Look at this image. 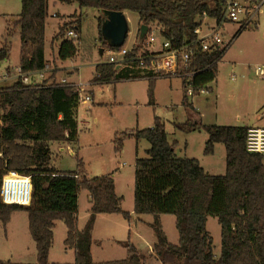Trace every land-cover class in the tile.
Masks as SVG:
<instances>
[{"label": "trees", "instance_id": "obj_1", "mask_svg": "<svg viewBox=\"0 0 264 264\" xmlns=\"http://www.w3.org/2000/svg\"><path fill=\"white\" fill-rule=\"evenodd\" d=\"M76 3L79 9L99 12L97 24L100 40L105 11L133 12L139 25L155 26L160 36L174 46L192 44L193 55L187 72H195L191 80H181L182 106L196 116L174 124L183 132L203 130L207 134L203 154L210 155L214 145L225 149L224 175H209L197 159L178 157L176 141L169 142L164 122L154 117L150 128L125 131L114 137V151L119 153L125 137L145 140L149 148L145 158L135 160L133 212L136 216L151 215L150 227L155 236L152 251L161 264H264V163L258 154L246 150L247 127L202 124L199 114L188 101L186 88L196 92L216 80L217 66L232 41L244 29H239L232 41L218 52H201L193 30L197 19L205 12L219 19L222 0H56ZM21 10L12 28H19V73L9 86H0V185L7 172L30 178L32 187L27 206L3 204L0 199V222L5 225L12 213L27 215L28 231L35 245V264H60L48 261L53 241V227L61 221L66 227V248L74 250L72 264H144L146 257L129 241L122 243L126 257L122 260L95 263L90 247L92 228L98 214H120L121 198L114 190L112 174L87 177L83 163L77 160L74 171H58L50 166V142L74 143L77 140L78 91L72 85L48 83L55 74L40 83L25 84L22 75L45 69L44 30L48 16V0H20ZM81 15V14H80ZM79 22L74 26L79 31ZM135 42L127 58L146 53L143 42ZM63 35V26L52 38ZM125 44V42H124ZM124 44L120 48H124ZM102 49V48H100ZM99 49V50H100ZM10 49L6 39L0 47V62L7 60ZM72 41L62 39L57 49L61 62L76 55ZM136 66V62H132ZM129 69H116L112 64L98 63L90 83L95 85L123 81H147L148 105H154V85L158 78H170L147 72L143 76ZM80 189L89 193L91 207L82 230H78L77 195ZM160 215L175 218L178 243H168L159 221ZM208 217H214L220 227V255L213 254V239L206 230ZM0 264H19L0 261Z\"/></svg>", "mask_w": 264, "mask_h": 264}, {"label": "rangeland", "instance_id": "obj_2", "mask_svg": "<svg viewBox=\"0 0 264 264\" xmlns=\"http://www.w3.org/2000/svg\"><path fill=\"white\" fill-rule=\"evenodd\" d=\"M20 10V0H0V46L6 39L10 49V56L6 65L0 64V77L5 73V66L10 67L12 76L11 79L1 80L2 86L10 85L14 81L13 76L16 74V66L19 63V34L16 32L7 37L5 29L8 26L9 18L19 14ZM53 13H58L56 14L57 18L51 17ZM98 17L99 12L95 9L80 10L76 3L63 4L55 0L49 1L48 18L44 30V51L49 60L48 63H52L54 56L57 55L56 42L65 39L66 33L79 22L80 28L79 31H76V55L63 62V66L68 68L61 70L64 72L60 77L63 76L64 78L69 71L72 73L77 69L69 76L68 81L83 85V90H86L91 97V102L79 105L78 119L80 124L79 129H77V140L74 143H67L62 152L59 151L57 144H53L52 158L57 166L60 163V167L72 169L76 161L81 160L86 172L91 173V175L115 171L118 173V191H122L125 204L128 205L133 203L135 159L136 157H146L145 150L149 148V144L145 140L136 141L133 138L125 137L121 152L115 153L114 137L125 131L149 128L153 125L154 117H158L164 122L165 130L171 137V134L174 135L180 131L174 127V123L185 122L190 118L192 112L186 110L181 104L183 91L179 77L158 78L155 81L154 105L152 106L147 104V81L145 80L118 82L112 84L111 87H108L107 84H93L89 87L88 81L94 73L95 65L105 63L106 60L105 52L102 56L99 55V49L105 50L107 47L100 40ZM124 17L128 27L124 48H131L140 28L138 16L133 12L126 11ZM212 25V21L203 20L202 29ZM60 26H63V35L59 40L52 41ZM151 28H155V26ZM238 28L239 25H228L224 40L229 41ZM263 62L264 13L259 15L256 26L244 29L232 41L218 63L216 80L210 83L211 87L217 90V98L212 93L188 97V101H193L195 109L199 112L202 124L264 126V77H257L254 71L256 66ZM58 71L60 70L57 67L48 66L40 82L52 74H57ZM29 82L33 84L30 79ZM53 82L58 84L60 79L55 77L54 80L50 79L48 83ZM63 84L70 85V83ZM74 88L76 89V87ZM257 117L262 121L258 122ZM195 118L196 116L193 114L192 119ZM199 132L201 135H206L203 130H199ZM199 140L200 137H195V147ZM219 146L223 148L221 144ZM215 160L220 164L222 155L220 156L217 152ZM214 171L219 173L217 175L225 173L218 167ZM170 217L174 218L173 216ZM27 224V215L23 211L12 213L10 220L5 225L0 222V261L21 262L23 264H31L35 261V247L29 235ZM206 230L213 239V254L218 257L220 253V227L216 218H207ZM58 236V231H56L50 261L60 264L68 263L71 261L70 253L66 252L67 249H64L65 245L62 241H58ZM140 249L145 254L143 245ZM146 264L161 263L146 254Z\"/></svg>", "mask_w": 264, "mask_h": 264}, {"label": "built area", "instance_id": "obj_3", "mask_svg": "<svg viewBox=\"0 0 264 264\" xmlns=\"http://www.w3.org/2000/svg\"><path fill=\"white\" fill-rule=\"evenodd\" d=\"M262 13H264V0H222L219 19L209 17L205 12L197 19L199 25L193 30L196 37L195 43H197L201 52H218L226 47L235 35L227 42L224 40L228 25H239L238 30L256 26L259 15ZM203 20L212 21L213 25L202 29ZM65 39L76 45L77 33L74 28L66 33ZM143 43L146 53L144 55L138 54L134 58H127L130 48L118 50L107 47L102 52V54L105 52L106 55L105 63L114 65L117 70L138 71L139 76L152 72L159 76L186 79L187 83L191 80L195 72H187V69L188 60L193 55L192 44L182 43L179 46H174L170 41L160 36V30L156 27L148 29ZM132 62H136V66H133ZM47 68L48 66H45L44 70L37 73L40 79L43 78L44 71ZM254 71L257 77H264V62L256 66ZM18 76H20L19 70ZM21 78L23 83L32 84L29 82V75H22ZM63 83L66 82L61 80L58 84ZM33 84L36 83L33 82ZM70 85L76 87L78 91V107L80 104L91 102V97L86 90H83V85ZM209 93H211L209 84L199 88L196 92H194L191 85L186 88L187 97L190 98L195 95H207ZM245 146L248 153L260 155L264 163V126L248 128ZM31 191L29 177L16 172H7L1 181L0 199L3 204L27 206L30 204Z\"/></svg>", "mask_w": 264, "mask_h": 264}, {"label": "crops", "instance_id": "obj_4", "mask_svg": "<svg viewBox=\"0 0 264 264\" xmlns=\"http://www.w3.org/2000/svg\"><path fill=\"white\" fill-rule=\"evenodd\" d=\"M49 1L50 0H48V5H49ZM122 13L124 15L125 12H122ZM56 14H58V13L51 14V17L57 18ZM17 16H18V14L16 16L9 18V21H8L9 23L7 24L8 26L5 29V34H7V31L12 28V25H13L12 22L17 19ZM47 18H48V16H47ZM45 24H46V20H45ZM16 32H18V34H19V28H15L12 31L11 36ZM56 43H57V48H58V45L60 44V42H56ZM9 56H10V52L8 55V59L0 62V64L4 63L6 65V63L9 60ZM44 59L46 62V66H51V68L55 66V67H57V69L60 70V71H58L57 74H55L56 78H59L60 81L64 80L66 83H70V84L75 85V83L70 82L68 80L70 78L69 76L71 74H73L74 72H76L77 69H76V71H74L72 73H70L71 71H69L68 74H66L63 78V76L60 77V75L64 72L61 70L66 69L68 67L63 66L64 65L63 62L58 60L57 55L54 56L53 62L49 64L48 63L49 60L46 58L45 51H44ZM70 67H72V66H70ZM18 70H19V63H17V66H16V74H14V76H13L14 81L18 77ZM37 76H38L37 73L30 74L29 79L32 80L33 82H40L41 79L40 78L37 79ZM93 76H94V73L91 75V78L88 81V83L90 85H93L90 83ZM11 78H12V76H11V72H10V67L5 66V73L3 74V76L0 77V86H2V83H1L2 81H5V80L11 79ZM126 82H128V81H126ZM90 85H89V87H90ZM3 86H9V85H3ZM111 86L108 85V87H111ZM209 86L211 88V93L215 94V98H217V90L213 89L210 84H209ZM190 103L193 106V108L195 109L193 101ZM78 110H79V107H78ZM78 110H77V114H76L77 129H79V124H80V121L78 119ZM195 111L199 114L197 109H195ZM192 117H193V114L190 116V119H192ZM239 119L240 118L238 117V120ZM257 119H258V117H257ZM261 121H262V119H258V122H261ZM174 124H179V123H174ZM218 126H223V125H218ZM230 126H232V125H230ZM235 126L249 128V127H256L259 125L242 124V125H235ZM173 129H174V127H173ZM165 132L167 134L169 142L176 141V143H177V145L174 149L176 156L197 159L200 166L209 175L219 174V173L214 171L215 168H217V167L219 169L224 170L223 172H225V149H224V146L222 144L221 145L223 146V148H221V146H219L220 143H217L214 145L212 154L204 155L203 154V147H204V143L207 139V134L201 135V132H199V131H193V132H187V133L177 131L176 134H174V135L171 134V137H169L167 130H165ZM195 137H200V140L198 141L199 143L196 147L194 145ZM53 144H57L60 152H62V150H64V147L67 145L66 142H50L49 143V148L51 151L50 166H52L53 168H55L58 171H74V170H76L77 161H76L73 169L60 167V163L58 164V166L54 163L53 158H52V156H53L52 145ZM193 152H195V153H193ZM217 152L220 156L222 155V162L220 164H218V162H216V160H215V154ZM137 158L138 157H136V159ZM134 165H135V163H134ZM84 171H85V174L87 177H96L95 175H97V174H103V173H95L94 175H91V173L86 172L85 168H84ZM108 174H112L115 193L118 197L121 198V205H120L121 209L130 214V220L129 221L125 220L120 214H98V215H96L94 225L92 228V234H91L92 235V243H91V247H90V253H91L93 262L99 263V262H105V261H114V260L124 259L126 257V249L122 246V243L125 241H129L131 244H133L140 254L144 255L145 257L147 254L150 257H153L155 259V261H158L154 257L153 251H152L153 245L156 241L154 233L150 227V224L153 221L152 216H150V215L136 216L133 212V203H131V204L129 203L128 205L125 204V197L122 194V191H118L119 190L118 186H117L118 173H116L115 171L112 170L111 173H106L103 175H108ZM97 176H102V175H97ZM133 191H134V186H133ZM132 197H133V193H132ZM90 207H91V204H90L89 193L84 189H80L78 192V195H77V222H76V226H77L78 230L83 229V227H84V225L88 219V215H89L88 212H89ZM170 216L160 215L159 216L160 226H161V229H162L164 235L166 236L168 243H170L172 245H176L178 243V233H177V230L175 228V218L172 219ZM27 226H28V224H27ZM52 231H53V241H52L51 248L49 250L48 261L50 263H55V262L50 261L52 247H53L54 240H55V232L58 231V234H59L58 241L61 240L63 245H64V240L66 238L67 230H66V227L63 224V222L56 221ZM134 238H136V241H134ZM141 245H143L145 247V254L140 249ZM34 247H35V245H34ZM64 249H67L66 252L70 253L69 257H70L71 261H69L68 263H61V264H72L74 262V250L66 248L65 246H64ZM219 255H220V253H219ZM218 257H216V258H218ZM12 263H14V262H12ZM15 263L23 264L21 262H15ZM35 263H36V251H35V261L31 264H35ZM144 264H146V261Z\"/></svg>", "mask_w": 264, "mask_h": 264}, {"label": "water", "instance_id": "obj_5", "mask_svg": "<svg viewBox=\"0 0 264 264\" xmlns=\"http://www.w3.org/2000/svg\"><path fill=\"white\" fill-rule=\"evenodd\" d=\"M105 20L101 25V36L106 42L109 48H120L128 34V27L125 17L122 12L115 11H105ZM148 27L145 25H140L138 42H143ZM103 49L99 50V55L102 56Z\"/></svg>", "mask_w": 264, "mask_h": 264}]
</instances>
